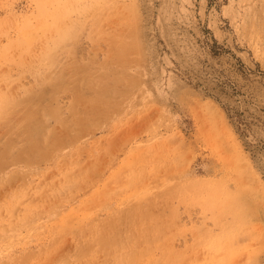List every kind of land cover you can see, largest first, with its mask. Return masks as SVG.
Returning a JSON list of instances; mask_svg holds the SVG:
<instances>
[{
  "label": "rangeland",
  "instance_id": "374dc122",
  "mask_svg": "<svg viewBox=\"0 0 264 264\" xmlns=\"http://www.w3.org/2000/svg\"><path fill=\"white\" fill-rule=\"evenodd\" d=\"M0 148V264H264V0H0Z\"/></svg>",
  "mask_w": 264,
  "mask_h": 264
},
{
  "label": "bare ground",
  "instance_id": "6f19581e",
  "mask_svg": "<svg viewBox=\"0 0 264 264\" xmlns=\"http://www.w3.org/2000/svg\"><path fill=\"white\" fill-rule=\"evenodd\" d=\"M30 111H31V110H30ZM32 115H33V114H32ZM30 116H31V115L29 114V117H30ZM36 117H37V116H36ZM44 117H45V116H44ZM33 118H34V117H33ZM33 118H32V119H33ZM34 119H35V118H34ZM29 120H30V119H29ZM25 125H26V124H25ZM30 126H31V125H30ZM33 126H34V125H33ZM18 130H20V129H18ZM18 130H17V131H18ZM25 131H26V130H24V132H25ZM24 132H23V133H24ZM29 132H30V131H29ZM17 133H19V132H17ZM24 134H26V133H24ZM24 134H23V135H24ZM18 135H19V134H18ZM53 136H54V135H53ZM55 136H56V135H55ZM18 137H19V136H18ZM20 137H21V135H20ZM25 137H26V136H25ZM10 138H11V136H10ZM23 138H24V137H23ZM52 138H53V137H52ZM52 138H51V139H52ZM56 138H57V137H56ZM16 139H18V138H16ZM16 139H14V140H16ZM19 139H21V138H19ZM28 139H29V138H28ZM31 139H34V138H31ZM49 139H50V138H49ZM49 139H48V140H49ZM23 140H25V138H24ZM26 140H27V139H26ZM55 140H56V139H55ZM55 140H54V141H55ZM28 141H29V140H28ZM50 141H51V140H50ZM14 142H15V141H14ZM33 142H34V141H33ZM37 142H38V141H37ZM34 143H35V142H34ZM9 144H12V143H9ZM14 144L16 145V143H14ZM18 144H19V143H18ZM21 144H22V143H21ZM28 144H29V143H28ZM34 145H36V144H34ZM49 145H50V144H49ZM29 146H30V145H29ZM53 146H54V145H53ZM17 147H19V146H17ZM32 148H33V147H32ZM0 149H1V148H0ZM2 149H3V148H2ZM25 149H26V148H25ZM27 149H28V148H27ZM27 149H26V150H27ZM29 149H31V148H29ZM29 149H28V150H29ZM34 149H37V148H34ZM42 150H44V149H42ZM42 150H41V151H42ZM34 151H35V150H34ZM5 152H6V151H5ZM27 152H28V151H27ZM42 152L44 153V151H42ZM13 153H14V152H13ZM23 153H24V152H23ZM6 155H7V153H6ZM10 155H11V153H10ZM24 155H25V154H24ZM38 155H39V154H38ZM7 156H8V155H7ZM25 156H26V155H25ZM9 157H10V156H9ZM33 158H35V157H33ZM10 161L12 162L13 160L10 159ZM13 162H14V161H13ZM14 164H15V163H14ZM16 165H17V164H16ZM16 165H15V166H16ZM31 221H32V220H31ZM0 228H1V227H0ZM1 231H2V230H1ZM2 235H3V234H2ZM3 236H4V235H3ZM1 241H2V240H1Z\"/></svg>",
  "mask_w": 264,
  "mask_h": 264
},
{
  "label": "trees",
  "instance_id": "16d2710c",
  "mask_svg": "<svg viewBox=\"0 0 264 264\" xmlns=\"http://www.w3.org/2000/svg\"><path fill=\"white\" fill-rule=\"evenodd\" d=\"M226 111L228 112V114H229V112H231V111L229 110V108H226ZM229 116H230V118H237V119H236V123H237L238 125H240V126H239L240 130L243 129L242 134H244V133H245V128H247V124H246L245 122H243L242 120H240V117H239L238 114H235V115H233V116L229 114ZM243 125H244V128H242Z\"/></svg>",
  "mask_w": 264,
  "mask_h": 264
}]
</instances>
